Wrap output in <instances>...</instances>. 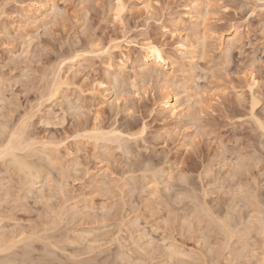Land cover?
Wrapping results in <instances>:
<instances>
[{
	"label": "rangeland",
	"instance_id": "1",
	"mask_svg": "<svg viewBox=\"0 0 264 264\" xmlns=\"http://www.w3.org/2000/svg\"><path fill=\"white\" fill-rule=\"evenodd\" d=\"M25 1L29 3V0H0V13L2 11L4 12V14H0V119L3 120V118H6L8 120H5L6 125L9 122L8 126H10V124L12 126H15V123L18 124V122L20 121V116H22L28 110L29 112H31L33 110L32 108L36 105L34 107V109L36 108L35 113L40 111L39 113H27L30 115L35 114L33 120L31 119V121L29 122V127H31L32 129L28 132L30 134L31 131L33 135H36L37 137L39 136L38 141L42 139V142H47L49 141L47 140V138H55L56 140H60L62 142L64 141V146L58 149L60 151L54 149L53 152L55 154V157L58 154V158H55V161L58 159L56 161L57 164H62L60 166H62V168H64V172H66L64 174V176H66L65 179L67 177L68 178L66 180L64 179L65 181H67V183L63 181V183L65 182V185L63 184V188H65L63 191V188L60 189V183L62 182L59 181V177L61 176L59 173H63L62 170L58 171L60 166L55 163V165H57L58 170L52 169L51 166H47L46 169L49 168L50 170H45V176L43 175L44 178L42 177L39 180L40 183H38L36 187H29L30 189L25 188V191L26 189L27 191H32V189L34 188L32 192H34L35 194L33 195V193H30V195H32L29 197L27 196L26 205L28 207H26L28 210L22 211L24 210L23 206H25L23 205V208L20 207L22 209L20 211L18 205L21 206L22 204H20V202H16V204L13 198L20 196L21 194L19 195L17 193L16 196V194L12 192H15L13 190L17 188L15 184H17L18 186L17 189H20V186L18 184L21 185V183H17L16 181L18 178V180L20 181L21 176L17 177L19 175H15V171H13L12 168H5V165H7V163L0 161V166H2L0 168V180L3 181V185L7 182L10 183H7L6 185V187L10 186L8 188L9 191L7 190V188L5 189L9 193L11 191V187L13 186L14 189L9 194H15V196H9L10 198L6 197L8 199H6L8 203L5 204L8 205L10 202L8 206L3 204L5 198H2L0 196V199L2 198L0 200V207L2 208H0V212L1 215L3 214L2 216L5 217L4 222L8 220L5 223L3 222L4 225L7 224L5 229L9 231L14 228L13 230H15L17 229L16 227H14L15 225L17 227H20V229L24 228L26 231H24L25 233H30V229L32 228V226H30L29 224L32 223L34 227V225L37 226L39 225L38 223L41 222L43 223L42 228H45L44 230L42 229L44 232L41 231V233H45L44 235L49 236V234L51 235V232H45L47 230V224L44 222H51L53 220V217L50 215L53 214L52 212L56 211L55 209L58 207L59 204V207H63V209L64 207L66 208L64 211H68V214L64 213V218L67 216L66 218L68 222H71V224L69 223L70 226L67 225L66 221L64 222L66 223V225L64 223H59V228L56 226L55 228L58 229L55 230L59 233L58 235L62 233V235H60L62 237L68 236L70 238H76L81 233V235L85 236V242H81V244H77L76 246L75 244L71 246L63 244L65 247L67 246V250L65 249V253H67V251L68 253H72V255L77 256L76 259H78L79 261V254H77V252L79 251L78 253L81 254L82 250L85 251L84 255L83 253L82 255H80L82 260L80 262L83 263L89 261V263L91 264H107L108 260L110 259L109 257L114 254L115 256H113L116 257V261H114L113 264H115V262L116 264H120V261H117L119 259L118 255L123 253L121 254L122 256L126 254L128 255L126 256L127 258H129V256H132V259L137 260L139 258L144 260L143 257H146L147 255L149 256V254H151L150 257H147L149 259H152L153 256V258L155 257V260L153 262V259L152 261L151 259H146L149 260V264H160L161 262V264H163V262L165 261H170L169 264H175L177 260L176 262L173 261L172 263V260L164 259V257L166 258V253L164 254V252L169 250L170 247L174 248L173 245L175 244L174 246L176 250L179 248L178 252L182 250V252L184 251L183 254L185 253L184 256L186 258L182 256L184 257L182 259H187V262H189L190 264H192L193 262H195L193 264H212V262L214 264V260L218 264H231V261H233L232 264H247L246 262L249 257V260H251V257L252 260L250 262L248 261V264H256L255 262H257L258 258H261V256H259L260 254L258 255L256 252H254V250L256 249L255 251H260L261 248L259 247L261 245L262 238H258L260 237L258 236L259 234H257L258 232H255L253 228V230L251 229L252 231L250 230L252 234L249 233V236L247 233L249 231H246L248 229H245L247 228V224L245 225V228L242 224L243 222L246 223V221H248L247 219L245 220V215L247 216L248 214L249 216V208H246L247 206L244 205V198L246 197V194H249L248 192L245 193L246 190L248 191V189H246L245 192L242 190V193H244L245 195L240 194L239 191L241 190L237 189V183L239 182V179L243 176L238 178V180L236 179L237 177L234 178L233 182V178H228V174L232 171L231 168L229 170L230 172L227 173L228 176H226L225 173L228 171L232 162H238V158L240 159L241 157L242 159L243 156H245L243 159H245L246 161L243 162V160L241 161L240 159L239 162L245 163L246 166L248 165V167L250 165V171L251 168L253 170L250 175H248L249 173H247L249 178L248 176L245 178H248L250 180L252 178L250 177L252 173V176L254 175L253 177H255L256 179L257 177H259L257 180V184L261 183L260 186H262L260 187L259 185H257L258 187H260V189H258L260 191H257L258 193L261 192L260 195L264 194V135L262 132L256 129L257 127L254 125L253 120L250 119L251 116L249 114V102L251 101V93L253 91V95H256V98H259L258 100H260L261 102H259L260 105L258 104V108H256V116H261L260 119L264 117V6L261 5L260 0H214L211 14L208 16L210 19L209 21L207 20L208 25L206 24L208 26L206 28H208L209 32L207 34H204L203 31H201L203 26H200V33H198L197 35H193L194 31L190 30L191 21L186 15L188 10L193 7L196 0H124V5L126 6V8L124 9L125 12H123V20L121 22L115 21L113 16L114 12L112 11V6L115 5L116 0H50L51 6L55 7V9L57 8V17L54 18L49 16L47 19L45 18L46 20L44 19L45 21L43 20L44 22L40 20L39 22L37 21L33 24L28 22L23 23L24 13L21 8V3H23L24 5L27 3ZM177 21L179 22V24L177 23ZM233 27L238 28L240 37L239 42L236 44L235 48H233L231 51L229 50V52L226 51V48L224 50V46L220 47V42L221 40L227 42V39L231 35L230 31ZM192 32L193 34H191ZM199 34H201V37L199 36ZM203 34L206 36V38H204L205 36ZM198 37L201 40L198 41ZM145 38L150 39L151 42L157 43L161 47L163 46V49L166 53L165 56L168 55L166 57L169 58V60L171 61L178 60L179 62V55L177 53L176 48L178 46L177 43L180 39H182L185 44L189 43L190 46L194 45L193 49L197 54L194 55L193 63H191V70L193 71H191V75L189 74L190 72L188 73L191 78L190 80H188V82H190L189 84L187 83V86H189V94L193 97L192 106H194V103L196 104L192 112H195V116L199 117L197 118L198 125L195 122L193 126H191L192 123L189 121V124L185 121V123L180 125L176 124L170 119L165 118V115L160 112L158 105H156V102L161 96V91L159 89L161 85L159 84V82H157L156 79H154L155 81L153 82L149 81V83L148 80L145 79L148 84L145 83L141 86L140 84L143 81L139 77V84H137V95L132 94L133 92L129 91L132 90L130 85L131 81L135 79L134 77H132L135 76V74L133 72L134 70L132 71L133 64L131 61L137 60L140 57V54L138 52V46L133 44L143 43L147 41ZM94 39L99 44H107L112 39L122 40L123 51L131 58V61L127 65V74L125 73V78H123L125 80L127 76L129 80L126 79V82L123 80L124 83H122L121 86L118 87V90L119 88L120 91L122 90L121 93L118 91V97L120 98V101L118 103L111 104L115 99V96H113L110 101L106 103L103 102L102 104L101 95L103 94H98V97L90 94L98 83H108L109 79H107L108 77L106 74V59L104 58L103 60H91L88 59L90 58V56H87V59L85 57L86 60L84 59L81 61L82 66L79 68L80 72L75 77H73L72 80L70 79L71 81L69 82H71V84L68 87H63L64 91H62L59 95L57 102H55L56 104L51 103V101H46L45 103H42L46 100V98L41 99L40 96L46 92V90L43 89L47 87V82L49 83V81L47 80L51 79L49 74H51L50 71L52 70V68H56V66L58 65V61H61L60 59L62 58L64 59V56L66 58L69 57V55H71L73 51L78 49L79 51H85L86 48L88 50V42L90 43ZM195 39L197 40V42L195 41ZM202 39H207V41L204 40L206 41V48L202 45L204 44ZM130 42H133V44L129 45L128 43ZM200 44L203 46V48ZM197 45L200 47H196ZM202 49H204V51ZM204 52L205 54L203 55ZM228 52L230 55L228 54ZM228 55L229 57L227 58ZM115 58L118 59L119 54H116ZM175 68L177 69V67ZM175 68L170 71L171 79L173 80V83L174 80H176L178 82L176 86H179L181 85L180 83L182 81L183 73H180L181 71L178 70L179 68L177 69V71L175 70ZM44 76H46L47 78L45 79ZM253 78L256 79L257 84L253 87V90L250 92L249 86H251V80ZM41 80H43L44 82L46 81V83H42ZM128 81H130V83ZM125 83L129 84L127 85ZM173 83L170 86L175 85ZM123 84L126 87L123 86ZM108 85L109 87H111V89L114 86L113 84L110 85V83ZM122 86L124 89L121 88ZM176 86H173V88H175ZM141 87L144 88V90L146 91L144 92L143 90L142 92ZM181 89L182 90H180V88L178 89L177 87L173 90H180L181 92L183 91V88ZM39 90H43L44 92L41 94V92L39 93ZM115 90L113 89V91ZM81 91L84 93L80 94ZM101 91L102 90H100V93ZM136 91L134 90V93H136ZM169 91L172 90L170 89ZM126 92H128L129 94H127ZM193 95H195L196 97ZM38 97L40 98L38 99ZM185 97V93H180V98H183L185 100ZM78 98H80L81 100V102L79 100L80 107L82 105L81 108L79 107V103L77 104ZM240 98H242V100ZM66 100H68V103L73 102L72 104L73 106H75V109H70L69 104L71 103L65 104L67 102ZM39 101L41 102L39 103ZM37 102L39 104H37ZM60 102H62L63 105L60 104ZM30 106H32V108H29ZM30 109L32 110L30 111ZM197 113L199 114L197 115ZM48 114L53 118L49 119ZM9 115L12 116L10 117L13 121L10 119ZM43 115H46L47 118ZM97 116L99 117L101 126L109 127L114 125L116 127L118 126L121 129L125 126L123 128L124 130H133V132L134 129L135 131H138L140 127L143 126L142 124L145 123L148 129L146 130L143 136V140L139 141L140 143L138 142V146L135 143L133 144V141L130 142L132 145L130 143L128 144L129 148L130 146H132L130 150L139 147L140 149H138L139 151L141 150V156L139 155V152L137 153L138 149H135L136 152H132V155H125V153L122 152V150H119L115 144L98 143L96 145L94 144L95 142H91L92 140L89 142L84 138L80 139L81 137H79L78 139L76 136L74 137V135L77 133L75 132V130H79L80 124L85 127L86 125L87 127L93 126ZM42 117L45 119H42ZM46 119H52L51 122L48 120V122H50L51 124H46ZM1 122L2 121H0V124ZM3 123L5 124V122H2V124ZM114 123L117 125H115ZM12 126L10 127V129L12 128ZM32 134L31 136H33ZM37 137L35 138L37 139ZM55 139L50 140L49 142H52ZM255 151L260 152L258 153ZM257 153L258 156L261 155V157H258ZM249 154L250 157L248 156ZM233 155L235 158L238 157L236 159L238 161L235 160ZM256 156L258 157V159H262V162H259ZM225 157H228V161ZM247 157L248 160L251 158L250 163H253V161H255L254 159H256V161L258 160L259 164L256 165L255 163L258 162L255 161L252 166L251 164H249L250 160L248 161L246 159ZM222 158L226 160H223ZM231 158H233V161L230 160ZM147 160L152 161V163L150 162V167H153L154 164H156V167L153 168L154 170L157 168V166L158 168H160L158 169V171L160 170V174L163 173V170H165V173H163L165 174V176L168 175V173L169 175L174 174V176H172L173 180H176L174 178L180 176V183H177V178L176 182H173V180L171 182L172 184L175 183L176 186L172 185L171 183L167 182V176L165 177L162 174L165 177L164 179L166 180L163 181V177H160L161 179L159 180H161V182H159V180L158 182L163 184L164 182H167V185L171 184L170 186L173 187L170 188L169 186L168 189H170L166 192V189L164 188L166 184L164 186L163 184H160L162 185V187L155 191L157 192L159 190H165H163L162 192L159 191L161 193H155V191H153L154 189H156L154 188L155 183H149V179L147 181L144 180L145 177L143 176V178L142 172H140L146 169L144 168V165L146 166V164L142 165V168L144 169L139 170V167H141L140 164H143V162H146L149 165V162H147ZM221 161L224 162V165L225 163H228L227 166H224L223 169V162ZM233 164L234 163H232L231 166H233ZM254 164L256 165V167ZM3 167L5 168V170L3 169ZM137 167L139 171L134 172L135 174L131 173L135 171L134 168L137 169ZM130 168L133 171H131ZM161 168L163 170H161ZM209 169L210 173L206 174L207 171L209 172ZM247 169L249 170V168ZM7 170L9 171L7 172ZM11 170L12 172H10ZM4 173L5 175H3ZM12 173L14 174L15 178H13ZM150 173L148 172L146 174V177L148 176L147 178H151L152 181V177H149L152 174ZM218 173L220 174V178L218 180L219 183L216 184H221V178H223V180L225 178V183L224 181L222 183H224V186H227L225 187L226 189H229L232 185L231 188L236 191L239 190L238 200L235 199V195V197L232 196V194L235 192H233L232 194L228 193L229 191L231 193V188L229 190H225L223 185L219 186L220 189H223V192L218 189V185H215V182H217L216 178H218V176L216 177V174ZM182 175L185 176L182 177L184 181H187L188 179L189 185L183 184L182 186L181 183H184L183 179H181ZM200 176H203L204 179H202V177ZM8 178H11L12 182L7 181L9 180ZM48 178H50L52 181ZM245 178L243 179L245 180ZM213 179L215 182L213 181ZM227 180H231V182H228ZM4 181L7 182L5 183ZM11 183H13V185ZM58 183L60 184L59 186ZM178 184H181V187H179ZM250 184L253 185V182H251ZM134 186L136 188H134ZM253 186L252 188L254 189L258 188L256 186ZM182 187H184V190L186 189L185 193H187L189 190L191 191L192 189V195L195 196L197 194L196 197L197 201L199 200V205H201L200 201L203 200V204L208 209L212 208L211 210H213L214 212V214L212 212L213 215L216 214L215 212H217V210L221 213L217 212L218 214H216V216H219V214H224L225 210L229 205V207L231 208L235 207L236 209L233 208L232 210H230V212H234V215L232 214V212L230 214L233 215H231L232 218L235 216V218H233V222L237 223L234 224L235 226H237V228H235L236 230H238V228L241 229V231L239 232H243L245 234L243 237L247 238L243 239L244 241H246V244H249L248 247L252 252L247 247L245 253L240 250V248L244 249V247L241 242L243 240H241L239 237L237 238H239L241 241L235 238L232 240L233 242L231 241L232 244L230 243V245L232 246H228L230 248L225 246L226 248H228L229 251H227L226 248L225 250H223L224 246L223 249L221 247L223 244L222 242L225 243L224 239H222L224 238L223 234L219 235L218 225L217 228L216 225L214 226V223L213 225L210 223V219L214 220L213 222L217 221L215 220L216 216L214 218L212 217L213 215H211V218H209V214H207V217L204 213L205 218H203L202 215L201 218H198L200 217V214L202 212L199 213L198 210L199 214L194 213L195 211L197 212L194 203L196 201L191 199L192 195H190L189 199L190 191L188 192V195L184 193L185 197L188 196L187 198H185L183 192L181 191L183 190ZM23 188L20 190H24ZM193 189H195V194ZM205 189H207L208 193L204 191ZM1 190L0 192H3V189ZM20 190L16 191L21 192ZM25 191H22L24 195L27 194H25ZM59 192L64 193V196L62 197ZM238 192L236 193L238 194ZM178 193H181V195ZM1 194L2 193H0V195ZM65 194L67 197L70 198V200L69 198L65 197ZM240 195L242 197H240ZM262 196L263 197H261V199H264V195ZM167 198L169 201H167ZM229 198H231L232 200L230 201ZM192 200L194 202H192ZM245 200L247 201L246 198ZM239 202L243 204L240 205ZM45 203L49 205L50 209H54V211L51 210L52 212H50L49 209L48 212L50 213V215L49 213L47 214V212L45 213V210L48 207ZM198 203H196V205H198ZM232 204L234 205L232 206ZM53 205L56 206V208ZM75 206L77 209L75 208ZM110 206H112V209L110 208ZM220 206H222L223 208ZM10 207L11 209H7ZM242 207H244L243 210H241ZM249 207L251 208L250 205ZM237 208H239L240 212L242 211L241 215L244 216L243 220L245 221H239L240 218L238 217V219L236 217L240 215ZM3 209L5 211H3ZM7 210L13 211L14 215H12L13 213L11 211L10 212L12 214L10 212L9 213L14 217H12L10 214V216H8ZM38 210L42 212H39ZM107 210H109L110 216L107 214ZM221 210L223 211V213ZM236 210L238 213L235 212ZM28 211L29 213H27ZM226 211L228 212V209ZM4 212H6V215L4 214ZM84 212H86V215L82 214ZM44 213L47 214L46 216L49 215L50 218L48 217L46 220V216L44 215ZM243 213H245V215H243ZM40 214L41 216H45H42L45 221L40 220L42 218ZM68 215H72L71 218L73 219V221H69L70 216L68 218ZM192 215H195V217H193ZM197 215L198 217H196ZM122 216H124L125 218ZM14 218H17L19 222L17 223L16 221H14L17 220ZM107 218L108 220H106ZM134 219L135 221H133ZM202 219H205V221H203ZM121 220L125 223L124 225H121V223H123L121 222ZM166 221L167 223H170L167 224ZM8 222L10 223L9 225L12 224V227H9ZM133 222H135V227L133 226L134 224L132 225ZM3 223L1 222V225ZM41 223L39 226H37V228L41 227ZM189 223L191 224L189 225ZM62 224L65 227H69L65 228ZM129 225H132L134 227H131L133 229L132 231L128 230L130 227ZM191 225L192 227H190ZM27 226H30L31 228L29 229V227ZM73 227L76 228L74 229ZM64 228L67 230L70 229L68 231L71 232H67V230L65 231ZM98 230L101 231L97 232ZM54 231L52 230V232ZM95 232L99 233V235L100 233H102L101 236L103 237H99V239H103L105 235V239L107 241L105 239L103 240L106 241L105 244H108L105 245L103 243L104 241L101 239L100 242L97 239L100 244L96 243L97 241L94 237L97 236L98 238V234H96ZM74 233L79 234L75 236ZM117 234L119 235L115 237ZM58 235L54 234L55 238L58 241H61L62 239L59 238ZM51 237L54 238L53 235ZM51 237L49 239L50 243L56 242L55 244H57V240L55 241L54 239V241H52L53 239ZM118 237L120 240L118 239ZM137 238L138 240L140 239L139 243L141 245L137 244L138 241L136 240V246H134L133 242ZM114 239L118 242H115ZM247 240L249 242H247ZM237 241L238 244L241 243V245H238ZM40 243L41 245L43 244L42 241H40L37 242V245L35 243V246L38 248L44 245L43 244L41 246ZM44 243L46 244L47 241ZM150 243L152 244L149 245ZM83 244L85 245L83 246ZM99 245L101 247H99ZM64 246H59L58 244V247L63 248ZM87 246L90 247V249L92 248L93 251L89 253V255H87V253L91 250H89ZM141 246L143 248H138ZM45 247L46 245L44 246L46 252L52 249V252H50L55 255V257L50 256L52 257V259H50L49 257V259L52 260L51 263L47 259V264H66L69 262L71 257L68 259V257L65 256L71 254H65L62 250L60 251H62L64 254L62 252L58 253L59 250H57V248H55L54 246H51L52 248H49L48 250V247ZM135 248L136 251H138L137 254H135V251H132L135 250ZM146 248L148 251H150L149 254ZM166 248L168 249L166 250ZM233 249V255H235V253L239 251L236 254L239 253L240 257L242 256L240 259L241 261L238 260L240 258H238V255L232 257L233 260L230 259L232 256L230 253L233 252ZM74 250L75 252H77L75 253ZM103 250L107 252H109L110 250L111 253L109 252L105 254ZM86 251L88 252L86 253ZM112 251L114 252L112 253ZM118 251L121 253H119ZM145 251L147 254H145ZM160 251L163 253H161ZM240 251L241 253L243 252L247 257L244 256V254H240ZM124 252H127L130 255ZM132 252H134V254ZM139 252L142 254H140ZM92 253L96 254L92 255ZM143 254L144 256L142 257ZM152 254H154L155 256ZM255 254L257 260H255L254 258ZM138 255L141 256L134 258ZM214 255L216 258H213L214 260H212L211 258L214 257ZM60 256H62V258H59ZM113 256L111 258L112 261L114 259ZM200 256L201 260L199 259ZM85 257L87 259L89 258V260H85ZM219 257L220 260L217 259ZM72 258L69 262L70 264H75L76 262H79L77 260H75V262L74 257ZM90 258H92V260L94 259L95 261L93 262L92 260H90ZM177 258H179V255L175 257V259ZM188 258H192L193 262L190 261ZM226 258L230 261V263ZM132 259L130 261H134ZM141 259L136 263L140 264ZM197 259L199 260L196 261ZM218 260L220 262H218ZM209 261L212 262L210 263ZM167 262H165L164 264H168ZM36 263L39 264L40 262Z\"/></svg>",
	"mask_w": 264,
	"mask_h": 264
},
{
	"label": "bare ground",
	"instance_id": "2",
	"mask_svg": "<svg viewBox=\"0 0 264 264\" xmlns=\"http://www.w3.org/2000/svg\"><path fill=\"white\" fill-rule=\"evenodd\" d=\"M31 1V2H30ZM213 1L214 0H196V2H195V4L193 5V7H191L189 10H188V12L186 13V15L189 17V19H190V30H192V31H194V34H193V32L191 33V34H193V35H197L198 33H200L199 31L201 30V29H199V27L200 26H203V28H202V30L201 31H203V33L205 34H207L208 32H209V30H208V28H206V27H208L207 25V20L209 21V15L211 14V10H212V8H213ZM24 2V1H23ZM25 2H27V1H25ZM121 3L123 4V6H124V9L126 8V6L124 5L125 3H124V0H121ZM22 4V11H23V13H24V18H23V23L25 22V23H31V24H33V23H36L37 21L39 22L40 20L42 21V22H44L49 16L50 17H57L56 15H58V13H57V11H56V9H55V7H52L51 6V4H50V0H44V1H40V0H29V3L27 2L26 4H24L23 5V3H21ZM2 8V7H1ZM112 11L114 12V19H115V21H117V22H121L123 19V12H125V10L123 11V12H121L120 13V18L119 19H117V9L118 8H120V4H117V2H115V5H113L112 6ZM1 11V10H0ZM1 15L2 14H4V12L2 11L1 13H0ZM54 15V16H53ZM46 18V19H45ZM45 19V20H44ZM44 20V21H43ZM206 22V23H205ZM177 23L179 24V22L177 21ZM207 24V25H206ZM46 25V24H45ZM201 28V27H200ZM204 29V30H203ZM4 30V29H3ZM191 32V31H190ZM202 34V33H201ZM201 34H199V36L201 37ZM203 34V35H204ZM230 36H229V38L227 39V42H225L224 40H221V42H220V47H223L224 46V50H225V48H226V51H231L233 48H235V46H236V44L239 42V35H240V33L238 32V28L237 27H233L232 29H231V31H230ZM192 36V35H191ZM205 36V35H204ZM196 37V36H195ZM203 37V36H202ZM204 38H206V36L204 37ZM92 40V39H91ZM95 40V39H94ZM91 41L90 43L88 42V44H89V47H88V50H87V48H86V50L85 51H79V49L78 50H75V48H74V50L75 51H73V53L71 54V55H69V57H65L64 56V59L62 58V59H60L61 61H58V65L56 66V68H52V70L50 71L51 72V74H49V76L51 77V79L50 80H47V81H49V83L47 82V87L46 88H44L43 90H46V92L44 93V94H42L44 91L42 90V91H40L39 90V93L41 92V96H40V94H39V96L41 97V99H44V98H46V100L44 101V102H42V103H45L46 101H48V102H50L51 101V103H55V102H57V100H58V98H59V95L61 94V92L62 91H64L63 89L65 88V87H68L70 84H71V82H69V81H71L72 79H73V77H75L79 72H80V67L82 66L81 65V61L82 60H84L85 59V57H86V59H87V56H90V58H88V59H91V60H103L104 58L106 59V74H107V79H109L108 80V83H104V82H100V83H98L97 85H96V87H94V89L92 90V92L90 93V94H92L93 96H97L98 97V94H103V95H101V102H102V104H103V102H108V101H110L111 99H112V97L113 96H115V99H114V101L111 103V104H113V103H118L119 101H120V98L118 97V93L120 92H122V90L120 91V88H119V90H118V87H120L121 86V84L122 83H124V81L126 82L127 80H129L128 78H127V76H126V79L124 80L123 78H125V73L128 71V67H127V65H128V63L131 61V58H130V56L129 55H127L124 51H123V48H122V44H123V42H122V40H120V39H112L111 41H109V43H107V44H99V43H97L96 42V40L95 41ZM199 40H201L199 37H198V41ZM204 40H206L207 41V39H204ZM203 39H202V41H203V43L204 44H202L203 46H205V48H206V41H204ZM195 41L197 42V40L195 39ZM202 41H200V42H202ZM194 42V41H193ZM195 43V42H194ZM199 43V42H198ZM88 44H87V46H88ZM129 45L131 44H133V42H130V43H128ZM178 46H177V48H176V50H177V53H178V55H179V62H178V60H176V61H171V60H169V58H167L166 56H168V55H166L165 56V51H164V49H163V46L161 47V46H159L157 43H154V42H152V45H154L156 48H158L159 49V54L157 55V54H155V53H153L151 50H150V48L148 47V45H147V41H145V42H143V43H134L133 45H136V46H138V52H139V59H137V58H134V59H137V60H132L131 62H132V64H133V69H132V71L134 72V74H135V76H132V77H134L135 79H133V81H131V89L132 90H129L130 92L132 91L133 93L132 94H136L137 95V92H138V85L137 84H139L138 82V78L140 77V79H142V83L140 84L141 86H142V84L144 85L145 83H147L146 82V80L145 79H147L148 80V83H149V81L150 82H153V81H155L154 79H156L157 80V82H159V84L161 85L160 87H159V89H160V91H161V96H160V98H159V100L156 102V105H158V108L160 109V112L163 114V115H165V118H167V119H170V120H172V121H174L176 124H180V125H182L183 123H185V121H186V123H188V121L189 122H191L192 123V125L191 126H193V124L196 122V124L198 125V120H197V118H199V117H196L195 116V112H192L193 110H194V106L196 105L195 103H194V106H192L193 105V102H192V96L189 94V86H187V83L189 84V82H188V80H190V78H191V71H193V70H191V68H192V66H191V63H193V59H194V55L195 54H197V53H195V50L193 49L194 47V45H189V43L188 44H185L184 43V41L182 40V39H180L179 41H178ZM193 44V43H192ZM199 45V44H198ZM196 46V47H200V46ZM201 45V44H200ZM201 45V47L203 48V46ZM204 48V49H205ZM204 49H202L203 51H204ZM222 49V48H221ZM73 50V49H72ZM225 51V52H226ZM229 51V52H230ZM196 52H197V50H196ZM229 52H228V54H229ZM70 54V53H69ZM116 54H119V58L117 59V58H115V55ZM205 54V52L203 53V55ZM177 55V54H176ZM230 55V54H229ZM229 55L227 56V58L229 57ZM175 57V56H174ZM196 57V56H195ZM177 58V57H176ZM85 59V60H86ZM171 59V58H170ZM173 60V59H172ZM181 64H185V65H181ZM175 67H177V69L178 70H180L181 72L180 73H183V77H182V81H181V85H179V86H176L177 85V81L176 80H174V83H173V80L171 79V73H170V71L171 70H173ZM194 67V66H193ZM177 69L175 68V70L177 71ZM132 72V73H133ZM179 72V71H178ZM190 72V73H189ZM70 73V74H69ZM190 75H189V74ZM127 74V73H126ZM134 74H132V75H134ZM190 77H189V76ZM47 76V75H46ZM46 76H44L45 77V79L48 77H46ZM72 76V77H71ZM49 77V78H50ZM70 77V78H69ZM141 77H143V78H141ZM130 78V77H129ZM43 79V78H42ZM71 79V80H70ZM124 80V81H123ZM131 80V79H130ZM192 80V79H191ZM42 81V83L44 82L43 80H41ZM110 81V82H109ZM123 81V82H122ZM175 81H176V83H175ZM179 81V80H178ZM129 83H130V81H128ZM251 86H249V88H250V92L253 90V87L257 84V82H256V79L255 78H253L252 80H251ZM46 83V81L44 82V84ZM110 83V85L111 84H113L114 86L112 87V89H111V87H109V84ZM128 83V84H129ZM147 83V84H148ZM172 83L173 84H175V85H173V86H176L175 88H173V86H170V85H172ZM43 84V85H44ZM125 84H127V83H125ZM127 84V85H128ZM146 84V85H147ZM42 85V86H43ZM45 85V86H46ZM146 85H145V87H146ZM44 86V87H45ZM123 86H125L124 84H123ZM123 86L121 87V88H123ZM64 87V88H63ZM126 87V86H125ZM130 87V86H129ZM129 87H127V88H129ZM176 89L177 87H178V89L180 88V90H182L181 88H183V91H181L180 92V90L178 91V90H176V91H174L173 89ZM191 87V86H190ZM42 88V87H41ZM139 88H140V86H139ZM172 90V91H169L170 89ZM113 89L115 90V91H117V92H115V91H113ZM124 89V88H123ZM136 89H137V91H136ZM147 89V88H146ZM192 89V88H191ZM100 90H102L101 91V93H100ZM134 90L136 91V93H134ZM143 90H144V88H142L141 87V91L143 92ZM187 90H188V92H187ZM119 91V92H118ZM128 91V92H129ZM140 91V92H141ZM146 90H144V92H145ZM115 92V93H114ZM128 92H126L127 94H129ZM84 92H80V94H83ZM147 93V92H146ZM145 93V94H146ZM180 93H185V100L183 99V98H180ZM124 94V93H123ZM122 94V95H123ZM139 94V93H138ZM193 96H195V95H193ZM40 97H38V99L40 98ZM196 97V96H195ZM240 97V96H239ZM253 97L255 98V111H256V108H258V104H259V102H260V100H258L259 98H256L257 96L256 95H253V91H252V93H251V101L249 102L250 103V108H249V110H250V119L251 120H253V122H254V125L257 127L256 129L257 130H259L260 132H262L263 133V135H264V131H262L261 129H260V127H259V125L257 124V120H260V117L261 116H256V112H253V110H252V101H253ZM241 100H242V98H240ZM239 99V100H240ZM2 100H3V98H2ZM78 100V102H77V104L79 103V107H80V102H81V100H80V98H78L77 99ZM79 100H80V102H79ZM42 101V100H41ZM41 101H39V103L41 102ZM64 101H65V99H64ZM67 102L65 103V102H63V103H65V104H69V103H71V102H69L68 103V100H66ZM70 101V100H69ZM194 101H195V99H194ZM1 102V101H0ZM59 102V101H58ZM196 102H197V100H196ZM201 102V101H200ZM38 102H37V104H39ZM73 103V102H72ZM71 103V104H72ZM261 103V102H260ZM56 104V103H55ZM60 104H62V102H60ZM71 104H69V107H70V109H75V106H73V104H72V106H71ZM76 104V105H77ZM63 105V104H62ZM62 105H60V106H62ZM260 105V104H259ZM36 106V105H35ZM34 106V107H35ZM41 106H42V104H41ZM34 107L32 108V106H30L29 108H32V109H30V111L31 112H29V110L26 112V113H24L22 116H20V121L18 122V124H16L15 123V126L13 127L11 124H10V126H8V124H9V122H8V124L6 125V121H8L6 118H3V120L2 119H0V121H2V122H5V124L3 123L2 124V122H1V127H0V149H4V151H5V158L4 159H0V161H3V162H5V163H7V165H5V168H12V170L13 171H15V175H19V176H17V177H20L21 176V179H20V181H22V182H20L18 179H17V177H16V179H17V183H21V185L20 184H18L19 186H20V189H22L24 186V190H22L23 192L25 191V188H29V187H36V185H38V183H40L39 182V180L43 177L44 178V174H45V170H47V169H49V168H47L46 169V167L47 166H51L52 167V169H56V170H58V168H57V165H62V164H60V163H58L57 164V160L55 161V158H58V154H57V156L55 157V154H54V149H59L60 147H63L64 145V141L62 142V141H60V140H56L55 138H53V139H55L54 141H56V142H54V141H52V142H49L50 140H53L52 138H47V140H49V141H47V142H42L41 140V138H39V139H41L40 141H38V137L36 136V135H33L32 134V132L30 131V134H29V130H31L32 128L31 127H29V122L31 121V119L33 120V117L35 116V114H37V113H39L40 111H38L37 113H35V109H34ZM38 107V106H37ZM72 107H74V108H72ZM77 107V106H76ZM78 107V108H79ZM81 107H82V105H81ZM80 107V108H81ZM193 108V109H192ZM3 109V108H2ZM1 109V110H2ZM77 109V108H76ZM26 111V110H25ZM35 113V114H32V115H30L31 113ZM78 112V111H77ZM76 112V113H77ZM197 112V111H196ZM8 113V112H7ZM10 113V112H9ZM27 113H30V114H27ZM2 114V113H1ZM46 114V113H45ZM199 113H197V115H198ZM8 115V114H7ZM47 115V114H46ZM46 115H43L44 117L46 116ZM11 115H9V117H10ZM253 116H255V119H253ZM263 116H264V114H263ZM3 117H5V116H3ZM8 117V118H9ZM12 117V116H11ZM11 117H10V119H11ZM22 117V118H21ZM2 118V117H1ZM46 118H47V116H46ZM48 118L50 119V118H53V117H51L49 114H48ZM262 118H264V117H262ZM42 119H45V118H43L42 117ZM48 119V120H49ZM6 120V121H5ZM12 120V119H11ZM48 120L46 119V121L48 122ZM13 121V120H12ZM18 121V120H17ZM16 121V122H17ZM46 121H43V122H46ZM50 122L52 121V119L51 120H49ZM201 121V120H200ZM11 122V121H10ZM46 122V124H51L50 122H48L47 123ZM190 123V124H191ZM115 124V123H114ZM189 124V123H188ZM80 125H82V124H80ZM79 125V130H75V132H77L75 135H74V137L76 136L78 139H79V137H81L80 139H82V138H84V139H86V140H88L89 142L91 141V142H95L94 144H98V143H111V144H115L116 146H117V148L119 149V150H122V152H124L125 153V155H128V154H130V155H132V152H136L135 151V149L137 150L139 147H137V148H135V149H131V150H133V151H131L130 150V148H132V146H130V148L128 147L129 145V143L131 142V141H133L132 143L134 144H137V146H138V142L139 141H142L143 140V136H144V134H145V132H146V130L148 129V127H146V124L144 123V124H142L143 126L142 127H140V129L138 130V131H135V129H134V132H133V130L132 131H128V130H124L123 128L125 127H123L122 129L121 128H119L118 126L116 127V126H109V127H107V126H101V123H100V121H99V117L97 116L96 117V119H95V123L93 124V126H90V127H87V125H86V127L85 126H80ZM110 125H112V124H110ZM115 125H117V124H115ZM185 125V124H184ZM12 126V128L10 129V127ZM123 126V125H122ZM187 126V125H186ZM196 126V125H195ZM134 127V126H133ZM9 128V129H8ZM30 128V129H29ZM129 128V127H128ZM127 128V129H128ZM77 129H78V127H77ZM133 129V128H132ZM138 129V128H137ZM130 130V129H129ZM142 133V134H141ZM31 134L33 135V136H35V137H37V139L35 138V137H33V136H31ZM262 135V134H261ZM264 137V136H263ZM76 138V139H77ZM83 139V140H84ZM45 140V139H44ZM144 140H146V139H144ZM9 141H11V150L9 151V149H8V144H9ZM144 142V141H143ZM140 143V142H139ZM145 143H146V141H145ZM131 144V143H130ZM132 145V144H131ZM264 145V144H263ZM262 145V146H263ZM136 146V145H135ZM116 148V149H117ZM264 148V147H263ZM140 149V148H139ZM139 149L137 150V153L139 152V155H140V151H139ZM258 150V149H257ZM58 151H60V150H58ZM255 152H260V151H255ZM53 153V154H52ZM59 153V152H58ZM133 153V154H134ZM223 153V152H222ZM258 153H257V156H258ZM141 156V155H140ZM232 156V155H231ZM243 156V155H242ZM247 156V155H246ZM249 157H250V154L248 155ZM252 156V155H251ZM255 156V155H254ZM253 156V157H254ZM256 156V158L258 159V157L260 156L261 157V155H259L258 157ZM233 157H234V155H233ZM245 156H243V158H244ZM252 157V158H253ZM226 158V157H225ZM228 158V157H227ZM226 158V159H227ZM235 158V157H234ZM238 157H236L235 158V160L237 159ZM241 159V157H240V159H241V161L243 160V162L244 161H246L245 159ZM60 159V158H59ZM223 160H226V159H224V158H222ZM221 159V160H222ZM233 158H231L230 160H232ZM240 159L238 158V160L240 161ZM247 160H248V157L246 158ZM251 159V158H250ZM249 159V160H250ZM254 159V158H253ZM252 159V160H253ZM230 160H229V162H230ZM234 160V161H235ZM238 160H236V161H238ZM248 160V161H249ZM255 161H256V159H254ZM259 160V162L261 161L262 162V159H258ZM258 160L256 161V162H258ZM145 161V160H144ZM227 161H228V159H227ZM227 161H225V162H227ZM233 161V160H232ZM231 161V162H232ZM232 162V163H234L233 164V166H231L232 165V163L230 164V167H229V169H228V171L225 173L226 174V176H228V178H233V182H234V178H236L237 180H238V178H240V177H242V178H240L239 179V182L237 183V189H240L241 191H239L240 192V194H244V193H242V190L245 192V190L246 189H248V191L246 190V192L245 193H249L248 195L246 194V199H247V201L245 200V198H244V205L245 206H247L246 208H249L248 210H249V216H248V214H247V216L245 215V213H243V215H245V220L247 219L248 221H246V223L245 222H243V221H245V220H243V218H244V216H242L241 214H242V211L240 212L239 211V208H237L238 209V212L240 213V215L239 216H236L237 218L239 217L240 218V220L239 221H242L241 223L243 224V226H244V228L246 227L245 225L247 224V228H245V229H248V230H246V231H249V232H247L248 233V235H249V233H251L250 232V230L253 228L254 230H255V232L257 231L258 233L257 234H259L258 236H260V237H258V238H262V240H261V245H260V247L259 248H261L260 249V251L259 250H257V251H255L254 250V252H256L259 256H261V258L259 257L258 258V261L257 262H255L256 264H264V199L262 200L261 199V197H263L262 195H264V194H262V195H260V193H258V191H260V190H258V189H260V187L262 186H260V184H257L258 183V178L259 177H257V179L255 178V177H253L252 176V174H251V176L250 177H252L250 180L248 179L249 178V176L248 175H250V173L253 171L252 170V168H251V171H250V165H249V167H248V165L246 166V164L245 163H243V162ZM255 161H253V163L255 162ZM2 162V163H3ZM147 162H149V165H148V163H146V162H143V164H140L141 165V167H139V170L140 169H144V168H146L145 170H143V171H140V172H142V177L144 178V180H150V182L149 183H155V187L154 188H156V189H154L153 191H155V190H158L159 188H161L162 187V185H160V184H163V183H159V182H161V180H159V179H161L160 177H163L162 179H163V181H165L166 179H164L166 176H167V182H169V183H171L172 182V180H173V177L172 176H174V174L173 175H169V173H168V175H166L165 176V174H163V173H165L164 171L165 170H163L162 168H161V170H163V173H162V171H161V173L165 176H163L162 174H160L159 172H160V170L158 171V169H160V168H158V166H157V171H156V169L154 170L153 168L154 167H156L155 165L156 164H154V166L152 167H150V164L152 163V161H148L147 160ZM151 162V163H150ZM221 162H223V161H221ZM251 162V160L249 161V164H251L252 166H253V163H250ZM259 162L258 163H255L256 165L257 164H259ZM4 163V164H5ZM55 163L57 164V165H55ZM142 163V162H141ZM238 163V164H237ZM248 163V162H247ZM1 164V163H0ZM144 164H146V166L144 165ZM152 164V165H153ZM228 164V163H227ZM227 164L225 163V165H224V162L222 163V169L224 168V166L226 167L227 166ZM254 164V165H255ZM139 165V166H140ZM142 165H144V168H142L143 166ZM221 165V164H220ZM256 165H255V167H256ZM7 166V167H6ZM9 166V167H8ZM251 166V167H252ZM2 166H0V168H1ZM5 168L3 167V169L5 170ZM60 168H62V166H60ZM59 168V170L58 171H60V170H62L63 171V173L62 172H60L59 174L61 175H59L60 177V180H59V178H58V180L60 181V182H62V183H58V186L60 185L61 187H60V189H62L63 187H64V183L66 182L67 183V181H65L66 179H65V177L66 176H64V174L66 173V172H64V168H62V169H60ZM151 170H150V169ZM230 168H231V172L229 171L230 170ZM247 168H249V170L247 169ZM135 169V171H133L131 168H130V170L131 171H133V172H131L130 170V172L131 173H133V174H135L134 172H136V171H139L138 170V167H137V169L136 168H134ZM12 170L10 171V172H12ZM50 170V169H49ZM1 171V170H0ZM9 170H7V172H8ZM151 171H153V172H151ZM155 171V172H154ZM249 171V172H248ZM2 172H3V170H2ZM9 172V173H10ZM48 172V171H47ZM51 172V171H50ZM150 173L151 175L149 176V177H152V181H151V178H147L146 177V174L147 173ZM205 172H206V170H205ZM228 172H230L228 175H227V173ZM49 173V172H48ZM210 173V169H209V172L207 171V173L206 174H209ZM247 173H249L248 175H247ZM13 174V173H12ZM14 174L12 175L13 176V178H15L14 177ZM202 174V173H201ZM222 174V173H221ZM225 174H224V176H225ZM3 175H5V173L3 174ZM6 175H8V174H6ZM44 175V176H43ZM160 175V176H159ZM162 175V176H161ZM158 176H159V178H158ZM218 176V178H216ZM239 176V177H238ZM248 176V178H245V177H247ZM261 176V175H260ZM4 177V176H3ZM47 177H50V176H47ZM46 177V178H47ZM182 177H185V176H181V179H183ZM200 177H202V179H204L203 178V176H200ZM216 177H214V178H216L217 179V182H215L214 181V179H213V181L215 182V185H218V184H216V183H219L218 182V180H219V178H220V174L218 173V174H216ZM222 177V176H221ZM6 178H7V176H6ZM136 178V177H135ZM138 178V177H137ZM177 178H178V181H177ZM177 178H174V179H176V180H173V182H176L177 181V183H180L179 182V180H180V176L179 177H177ZM206 178V177H205ZM243 178H245V180L243 179ZM9 179V178H8ZM48 179H50V178H48ZM65 179V180H64ZM132 179V178H131ZM139 179V178H138ZM185 179H187V178H185ZM207 179V178H206ZM215 179V180H216ZM12 179L10 178L9 180H7V181H11ZM46 180V179H45ZM44 180V181H45ZM51 180V179H50ZM57 180V181H58ZM136 180V179H135ZM158 180H159V182H158ZM222 180V181H221ZM221 180H220V182H221V184H219L218 185V189H220L219 188V186H221V185H223L224 183H225V178H224V180H223V178H221ZM7 181H4L5 183L7 182ZM19 181V182H18ZM52 181V180H51ZM56 181V182H57ZM63 181H65L64 183H63ZM145 181V182H146ZM181 181V180H180ZM183 181H184V179H183ZM212 181V182H213ZM224 181V183H222ZM228 182H231V180L229 181V180H227ZM227 181H226V183H227ZM12 182V181H11ZM49 182V181H48ZM138 182H139V180H138ZM167 182H164V184H163V186L167 183ZM213 182V183H214ZM251 182H253V185H255L256 187H258L257 185H259L260 187H258V188H252V186L253 185H251L250 183ZM8 183V182H7ZM7 183L6 184H4L3 185V181L2 180H0V187L1 186H3V187H1V189H3V192H0V193H2L0 196L2 197V198H5V201H4V203L3 204H5V203H8V199L6 198V197H9V196H12L11 194H9V193H11V191L14 189V187L12 186L13 185V183H11L12 185V187H11V191L8 193V188L10 187V186H8V187H6V185H7ZM43 183V182H42ZM153 183V184H154ZM210 183V182H209ZM8 184H10V183H8ZM64 184V185H63ZM133 184H135V183H133ZM168 184V183H167ZM166 184V186H164V188L166 189V192H167V190H169L171 187H173V186H170V185H167ZM182 184V186H183V184L184 185H189V183H188V179H187V181H184V183L182 182L181 183ZM181 184H178L179 185V187H181ZM57 185V184H56ZM63 185V186H62ZM137 185H138V183H137ZM172 185H175V183L174 184H172ZM5 186V187H4ZM15 186L18 188V186H17V184H15ZM28 186V187H27ZM143 186V185H142ZM160 186V187H159ZM170 186V188L168 189V187ZM176 186V185H175ZM208 186V185H207ZM224 186V185H223ZM255 186H253V187H255ZM66 187V186H65ZM140 187V186H139ZM225 187H227V186H224V188ZM230 187V186H229ZM228 187V188H229ZM231 187H232V185H231ZM230 187V188H231ZM5 188H7V190L5 189ZM14 189L13 191H15V192H12V193H15L16 194V196H17V193L20 195H22L23 194V192L20 190V189ZM134 188H136L135 186H134ZM138 188V187H137ZM144 188V187H143ZM151 188H153V187H151ZM183 188V190H184V187H182ZM215 188H217V187H215ZM221 188H223V187H221ZM229 188V189H230ZM234 188H235V186H234ZM245 188V189H244ZM0 189V190H1ZM5 189V190H4ZM30 189V188H29ZM34 189V188H33ZM33 189H32V191H33ZM64 189L65 188H63L62 190L64 191ZM165 189H163V190H165ZM229 189H226L225 188V190H229ZM18 190H20L21 192H17ZM61 190V191H62ZM133 190V189H132ZM162 190V191H163ZM183 190H181L182 192H183V195H184V193H185V190L183 191ZM194 190V194H195V189H193ZM221 191H223V189H220ZM233 190V191H232ZM258 190V191H257ZM262 190V189H261ZM2 191V190H1ZM31 190H28L27 191V189H26V191H25V194L26 195H20V196H17V197H14L13 199H14V202L16 203V202H20V204H22L21 206H19L18 205V207H19V209H20V211L22 210L20 207H22L23 205H25V206H23L22 208L24 209V210H22V211H26V210H28L27 209V205H26V202H27V196L29 197V196H31L30 195V193H33V195L35 194L34 192H32ZM36 191H38V190H36ZM62 191V192H63ZM159 191H161V190H159ZM159 191H157L158 193H161V192H159ZM190 191V190H189ZM188 191V192H189ZM205 192H207V189H205L204 190ZM219 191V190H218ZM238 191H236V190H234L233 188H231V193H230V191L228 192L229 194H232L233 192H238ZM62 192H59V194L60 195H62V197L64 196V193H62ZM68 192V191H67ZM156 191H155V193H157ZM165 192V191H164ZM163 192V193H164ZM188 192L187 193H185L186 195H188ZM204 192V193H205ZM220 192V191H219ZM224 192V191H223ZM222 192V193H223ZM239 192H238V194L236 193H233L232 194V196H234L235 197V199H237L238 200V198H239ZM132 193V192H131ZM154 193V194H155ZM190 194H189V199H190V195H192V189H191V191L189 192ZM208 193V192H207ZM206 193V194H207ZM227 193V192H226ZM225 193V194H226ZM251 193V194H250ZM258 193V194H257ZM15 194L13 195V196H15ZM67 194V193H66ZM66 194H65V197H67L66 196ZM129 194V193H128ZM178 194H180L181 195V193H178ZM68 195V194H67ZM245 195V194H244ZM197 194L194 196V195H192L191 196V199H193L194 201H196V202H194L193 200H192V202H194L195 203V209L197 210V212L195 211L194 213H197V214H199L200 212H202L201 214H200V217H198V215L196 216V217H198V218H201V215L203 216V218H205V216H207V214H209L208 216H209V218H211V215H213L214 214V212H213V210H211L212 208H210V206H209V208L210 209H208L204 204H203V200H201L200 201V204L201 205H199V203H198V201H197ZM230 196V195H229ZM232 196H231V198H232ZM238 196V197H237ZM47 197V196H46ZM64 197V198H65ZM184 197H185V195H184ZM188 196H186L185 198H187ZM233 197V198H234ZM240 197H242L241 195H240ZM1 198V199H2ZM10 198V197H9ZM26 198V199H25ZM64 198H63V201H64ZM67 198H69V197H67ZM231 198H229L230 199V201L232 200ZM0 199V200H1ZM7 199V200H6ZM16 199V200H15ZM44 199V198H43ZM47 199V198H46ZM172 199V198H171ZM199 199V198H198ZM242 199V198H241ZM25 202H24V201ZM48 200V199H47ZM69 200H70V198H69ZM234 200V199H233ZM236 200V201H237ZM3 201V200H2ZM2 201H1V204H2ZM23 201V202H22ZM167 201H169L168 200V198H167ZM228 201V200H227ZM238 202V201H237ZM241 202V201H240ZM239 202V203H240ZM242 202H243V200H242ZM248 203V205H247V203ZM25 203V204H24ZM196 203H198V205H196ZM227 203H229V202H227ZM231 203V202H230ZM9 204H10V202H9ZM8 204V205H9ZM17 204V203H16ZM46 204V206H48L47 208H46V210H45V213L47 212V214L49 213L48 211H49V205H47V203H45ZM62 204H64V203H62ZM156 204V203H155ZM237 204V203H236ZM236 204H235V206H236ZM243 204V203H242ZM241 203H240V205H242ZM5 205H7V204H5ZM7 205V206H8ZM55 205H57V204H55ZM169 205V204H168ZM209 205V204H208ZM207 205V206H208ZM227 205V204H226ZM229 205V204H228ZM234 204H232V206H233ZM240 205H238V206H240ZM249 205L251 206V208L249 207ZM27 206V207H26ZM43 206H45V205H43ZM54 206V205H53ZM52 206V207H53ZM60 206H62V205H60ZM156 206V205H155ZM194 206V205H193ZM196 206H197V208H196ZM230 206V205H229ZM228 206V207H229ZM26 207V208H25ZM55 208H56V206H54ZM53 207V208H54ZM71 207V206H70ZM112 206H110V208H111ZM212 207V206H211ZM220 207H222V206H220ZM227 207V206H226ZM227 207V209H228V212L225 210V212H224V214H219V216H218V218H217V216H216V214H218V213H221V212H218V210H217V212H215L216 214L215 215H213L212 217H214L215 218V216H216V218H215V220H217V221H215V222H213L214 220H212V219H210V223L213 225V223H214V226L216 225H218L219 226V230H218V232H219V235L220 234H223V237L224 238H222V239H224V241H225V243L224 242H222L223 244H222V249H223V246H224V249L223 250H225V248L226 247H228L229 245H230V243H231V241L233 240V239H235V238H237V237H239L241 240H243V241H241L239 238H237V239H239V241H241L242 242V245H243V247H244V249L243 248H240V250H242L244 253H245V250H246V247L249 249V244H246V241H244V239H246V238H244L243 236L245 235L243 232H239V231H241V229H239L238 228V230H236V228H237V226H235L234 224H237V223H234L233 221H234V219L233 218H235V216L232 218L231 217V215L234 213V212H232V214H230L231 212H230V210H232L233 208H235V207H233V208H231V207H229L228 208ZM252 207H253V209H252ZM1 208V207H0ZM59 208V209H58ZM75 208H76V206H75ZM74 208V209H75ZM106 208V207H105ZM109 208V207H108ZM107 208V209H108ZM109 208V209H110ZM194 208V207H193ZM223 208V207H222ZM2 209V208H1ZM0 209V210H1ZM6 209V208H5ZM7 209H11V207L10 208H7ZM63 209V207H59V204H58V207L55 209L56 211H54V209H50V212H52L51 210H53L54 212H52L53 214H51L50 215V213H49V215L50 216H52L53 217V220L50 222V221H45L44 219H43V217H45L47 214H45L44 213V215L45 216H41V214H40V216L42 217L40 220H44L45 222L44 223H46V224H44V225H46V227H47V230L45 231V232H48L49 231V233L51 232V235L49 234V236L48 235H44L45 233H41V231L42 232H44L43 230L45 229H43L42 228V226H43V223H41V222H37L39 225H40V223L42 224L41 225V227H38L37 228V226H39V225H37V226H35L34 225V227H33V225H32V223L31 224H29L30 226H32V228L30 227V226H27V227H29V229L31 230V232L29 233V232H27V233H25L26 231H25V229L23 228H21L20 229V227H17V226H15L14 225V227H16L17 229H15V230H13L14 228H12V230H6L5 228H6V225H4V223L6 222V221H8V220H6L5 222H4V220H5V217H3L2 215H1V212H0V264H38V263H36V262H40L39 264H47L46 262H48L47 261V259L50 261V263L52 262V260H50V259H52V257H50V256H54L55 257V255L54 254H52L51 252V246H54L55 248H57V250H59V252L58 253H60V252H62V251H64V253L66 252L65 251V249H66V247L64 246L65 244L66 245H74L75 244V246L77 245V244H81V242L83 243V242H85V236L84 235H78L77 236V234H79V233H74L75 234V236H77L76 238H70V237H68V236H66V237H62V236H60V235H62V233H60V235H58L59 233L56 231L59 227H58V224L59 223H64L65 221L67 222V225H69L70 226V224H71V222H68V220H67V216L65 217L66 218V220H65V218H64V213H67L68 211L66 210V211H64L66 208L64 207V209ZM77 209V208H76ZM103 209H104V207H103ZM112 209V208H111ZM214 209V208H213ZM236 209V208H235ZM244 209V207H242V209L241 210H243ZM251 209V210H250ZM30 210V209H29ZM198 210H199V213H198ZM220 210V209H219ZM247 210V209H246ZM3 211H5L4 209H3ZM8 211V210H7ZM6 211V212H7ZM11 210H9L8 212H7V214H8V216H10L12 213H13V211H11ZM39 211V210H38ZM108 211V215L110 216V213H109V210H107ZM211 211V212H210ZM215 211H216V209H215ZM222 211V210H221ZM251 211V212H250ZM6 212H4V214L6 213ZM11 214H10V213ZM39 212H42V211H39ZM79 212V211H78ZM119 212V211H118ZM212 212H213V214H212ZM235 212H237V210L235 211ZM237 212V213H238ZM244 212V211H243ZM248 212V211H247ZM3 213V212H2ZM27 213H29V211L27 212ZM80 213H81V211H80ZM86 212H84V213H82V214H85ZM204 213L206 214L205 216H204ZM222 213H223V211H222ZM226 213V214H225ZM10 214V215H9ZM43 214V213H42ZM68 214V213H67ZM66 214V215H67ZM72 214V213H71ZM88 214V213H87ZM6 215V214H5ZM12 215H14V213L12 214ZM11 215V216H12ZM49 215L48 216H46L45 218H46V220H47V218L49 217ZM56 215V216H55ZM86 215V214H85ZM85 215H83V216H85ZM107 215V216H108ZM113 215V214H112ZM119 215H120V213H119ZM118 215V216H119ZM234 215V214H233ZM232 215V216H233ZM236 215V214H235ZM69 216L70 215H68V218H69ZM72 216V215H71ZM71 216H70V218H71ZM88 216V215H87ZM108 216V217H109ZM193 216V215H192ZM207 216V217H208ZM12 217H14V216H12ZM11 217V218H12ZM90 217V216H89ZM105 217V216H104ZM113 217H115V216H113ZM122 217H124V216H122ZM193 217H195V215L193 216ZM247 217V218H246ZM40 218V217H39ZM50 218V217H49ZM69 218V221L70 220H72L73 221V219L71 218L70 219ZM125 218V217H124ZM137 218V217H136ZM213 218V219H214ZM238 218V219H239ZM13 219V218H12ZM14 219H17V218H14ZM52 219V218H51ZM110 219V218H109ZM123 219V218H122ZM18 220V219H17ZM17 220H14V221H16L17 223L19 222V220L17 221ZM106 220H108V218L106 219ZM124 220V219H123ZM203 220V219H202ZM211 220H212V222H211ZM10 221V220H9ZM131 221V220H130ZM133 221H135V219L133 220ZM189 221V220H188ZM187 221V222H188ZM199 221V220H198ZM203 221H205V219L203 220ZM236 221H237V219H236ZM235 221V222H236ZM1 222L3 223L2 225H1ZM36 222V221H35ZM43 222V221H42ZM121 222H123L122 220H121ZM137 222V221H136ZM29 223V222H28ZM36 223V224H37ZM70 223V224H69ZM74 223V222H73ZM101 223V222H100ZM138 223H139V219H138ZM138 223H136V224H138ZM166 223H167V221H166ZM170 223V222H169ZM169 223H167V224H169ZM245 223V224H244ZM10 223L8 222V225H9ZM65 225H66V223H64ZM75 224V223H74ZM125 223L123 222V223H121V225H124ZM134 224V225H133ZM191 223H189V225H190ZM63 225V224H62ZM120 225V224H119ZM132 225L135 227L136 225H135V222H133L132 223ZM132 225H129L130 227H129V231L131 230H133L132 228H134ZM210 225V224H209ZM12 227V224L11 225H9V227ZM18 226H19V224H18ZM21 226V225H20ZM58 227V228H55V227ZM59 226H61V225H59ZM64 226V225H63ZM69 226H67V227H65V228H68ZM76 226V225H75ZM218 226H217V228H218ZM26 227V226H25ZM105 227V226H104ZM122 227V226H121ZM124 227V226H123ZM127 227V226H126ZM132 227V228H131ZM190 227H192V225L190 226ZM236 227V228H235ZM61 228V227H60ZM64 228V230L66 231L67 229H65ZM74 229L76 228V227H73ZM27 229V228H26ZM33 229V230H32ZM40 231H39V230ZM43 229V230H42ZM56 229V230H55ZM103 229V228H102ZM189 229V228H188ZM252 229V230H253ZM52 230L55 232H52ZM68 230H70V229H68ZM67 230V232H71V231H68ZM71 230H72V228H71ZM81 230V229H80ZM79 230V231H80ZM91 230V229H90ZM216 230V229H215ZM214 230V231H215ZM251 230V231H252ZM25 231V232H24ZM59 231V230H58ZM99 231H101V230H98L97 232H99ZM97 232H95L96 234H98V238H97V236L96 237H94V238H96V241H97V239L99 240V242L101 241V240H103V239H105V235H104V238L103 239H99V237H103V236H101L102 235V233H100V235H99V233H97ZM221 232V233H220ZM39 233H40V235H39ZM91 233V232H90ZM93 233V232H92ZM119 233V232H118ZM243 233V234H242ZM246 233V234H247ZM42 234V235H41ZM54 234H56V235H58L59 236V238H61L62 240L61 241H58L56 238H55V236H54ZM74 234H73V236H74ZM120 234V233H119ZM119 234H117L115 237H117ZM217 234V233H216ZM252 234V233H251ZM53 235V237L54 238H52L51 236ZM115 235V234H114ZM218 235V234H217ZM71 236V235H70ZM250 236V235H249ZM50 237L53 239L52 241H54V239H55V241L57 240V244H55L56 242H53V243H50V241H49V239H50ZM72 237V236H71ZM108 237V236H107ZM110 237H111V235H110ZM109 237V238H110ZM112 237H113V235H112ZM139 237H141V236H139ZM252 237V236H251ZM58 238V237H57ZM58 238V239H59ZM134 238V237H133ZM132 238V239H133ZM244 238V239H243ZM83 239H84V241H83ZM118 239H119V237H118ZM143 239V238H142ZM142 239H141V241H142ZM220 239V238H219ZM106 240V239H105ZM115 240V239H114ZM120 240V239H119ZM138 242H137V241ZM140 240V239H139ZM138 240V238L137 239H135L134 240V246H136L135 245V241L137 242V244H140L139 241ZM40 241H42V243L44 244H42L41 245V243H40V245L42 246V247H36L35 246V243H36V245H37V242H40ZM46 242L47 241V243L45 244L44 242ZM48 241H49V243H48ZM104 241V240H103ZM102 241V242H103ZM107 241V240H106ZM106 241H104L103 243L105 244V242ZM111 241V240H110ZM112 241H113V238H112ZM133 241V240H132ZM223 241V240H222ZM89 242V241H88ZM88 242H86V243H88ZM98 241L96 242V243H98V244H100ZM101 242V243H102ZM115 242H118L117 240H115ZM121 242V241H120ZM233 242V241H232ZM244 242H245V244H244ZM247 242H249L248 240H247ZM85 243V244H86ZM259 243H260V241H259ZM53 244H55V245H53ZM58 244H59V246L60 245H62V246H64L63 248L62 247H58ZM64 244V245H63ZM85 244H83V246L85 245ZM106 244H108V243H106ZM105 244V245H106ZM152 243H150L149 245H151ZM232 244V243H231ZM237 244H238V241H237ZM240 245H241V243H239ZM238 244V245H239ZM46 245V247L45 248H47V250L50 248L51 250H49V251H47L46 252V250L44 249V246ZM57 245V246H56ZM86 245H88V244H86ZM103 245V244H102ZM110 245V244H109ZM118 245H119V243H118ZM141 245V244H140ZM140 245H138V246H140ZM145 245V244H144ZM148 245V246H149ZM171 245V244H170ZM175 245V244H174ZM173 245V247L175 248V246ZM245 245V246H244ZM89 246V245H88ZM87 246V248L89 249V250H91V251H86V253H87V255H89V253H91V252H93L92 251V248L90 249V247H88ZM108 246V245H107ZM146 246V245H145ZM226 246V247H225ZM232 245H230V247H231ZM256 246H257V243H256ZM69 247V246H68ZM99 247H101L100 245H99ZM105 247V246H104ZM123 247V246H122ZM150 247V246H149ZM148 247V248H149ZM230 247H228V248H230ZM40 248H43V249H40ZM77 248V247H76ZM138 248H143L142 246L141 247H138ZM137 248V249H138ZM174 248H169V250H167L168 248H166V252H164V254H165V256H166V258L164 257V259H168V260H172V263H173V261H175L176 262V260H177V262L175 263V264H186V263H188V264H190L189 262H187V259L185 260H183L182 258H184L185 256V253L183 254V252H182V250L180 251V252H182V253H180V252H178V249L176 250V248L174 249ZM219 248V247H218ZM228 248H226V250L227 251H229L228 250ZM64 249V250H63ZM74 249V248H73ZM78 249V248H77ZM76 249V250H77ZM81 249V248H80ZM87 249V250H88ZM139 249V250H140ZM150 249V248H149ZM163 249V248H162ZM162 249H161V251H162ZM247 249V250H248ZM54 250V249H53ZM60 250H62V251H60ZM67 250V249H66ZM120 250V249H119ZM124 250V249H123ZM123 250H121V251H123ZM146 250H147V248H146ZM159 250V249H158ZM165 250V249H164ZM210 250H211V248H210ZM213 250V249H212ZM220 250V249H219ZM239 250V249H238ZM250 250V249H249ZM43 251V252H42ZM51 251V252H50ZM56 251V250H55ZM104 251V250H103ZM102 251V252H103ZM115 251V250H114ZM114 251H112V253L114 252ZM132 251H135L136 253L135 254H137V252L138 251H136V248H135V250H132ZM148 251V250H147ZM160 251V252H161ZM221 251V250H220ZM236 251V250H235ZM251 251V250H250ZM249 251V252H250ZM41 252V253H40ZM46 252V253H45ZM72 252V251H71ZM74 252H75V250H74ZM73 252V253H74ZM77 252V251H76ZM75 252V253H76ZM79 252V251H78ZM77 252V254H79L78 256H79V259H80V261H82L81 260V257H80V255H82V253H83V255H84V252L85 251H83L82 250V253L80 254V253H78ZM109 252L111 253V251L109 250ZM109 252H107V251H104V253L105 254H107V253H109ZM119 252V251H118ZM131 252V251H130ZM143 252V251H142ZM149 252L150 251H148V254H149ZM211 252V251H210ZM212 252H214V251H212ZM237 252H239V251H237ZM236 252V253H237ZM241 253V251H240V254H244V253ZM248 252V253H249ZM252 252V251H251ZM250 252V253H251ZM259 252H261V253H259ZM56 253V252H55ZM63 253V252H62ZM63 253V254H64ZM85 253V254H86ZM103 253V254H104ZM119 253H121V252H119ZM124 253H127V252H124ZM133 254H134V252H132ZM140 253V252H139ZM161 253H163V252H161ZM187 253V252H186ZM233 253H234V249H233V252L232 253H230L232 256H231V260H233V258L232 257H234V256H236V255H238V258L240 257V255H239V253L238 254H236L235 253V255H233ZM249 253V254H250ZM65 254H71V255H68V256H65V257H68V259L71 257H74V261L75 260H77V261H79L78 259H76V257L77 256H75V255H72V253H68V251H67V253H65ZM94 253H92V255H93ZM96 254V253H95ZM94 254V255H95ZM121 254H123V253H121ZM118 255L119 257V259L117 260V261H120V264H138V263H136V262H138L141 258H139L138 260L137 259H132L130 256H129V258H131L132 260H134V261H130L131 259H129V258H127L126 256H128V255H126V254H124L123 256L122 255ZM127 254H129V253H127ZM140 254H142V253H140ZM145 254H147L146 253V251H145ZM163 254V255H164ZM210 254V253H209ZM211 254H215V253H211ZM219 254H220V252H219ZM246 254H247V251H246ZM252 254V253H251ZM250 254V255H251ZM91 255V256H92ZM114 255V254H113ZM113 255H111V257H109L110 259L109 260H111V261H109L108 260V263L107 264H113L114 263V261H116V257H114ZM130 255V254H129ZM132 255V254H131ZM150 255L151 254H149V256L148 257H150ZM152 255H154V254H152ZM161 255V254H160ZM179 255V258H177V259H175V257L176 256H178ZM180 255H181V258H180ZM189 255V254H188ZM190 255H191V253H190ZM112 256L114 257V259H113V261H112ZM139 256H141V255H138V256H135L134 258H136V257H139ZM144 256V254L142 255V257ZM146 256V257H147ZM155 256V255H154ZM182 256H184V257H182ZM244 256H246L245 254H244ZM252 256V255H251ZM255 257V260H257L256 259V254L254 255ZM49 257H50V259H49ZM90 257V256H89ZM107 257H108V255H107ZM146 257H143L144 258V260H142L141 259V263L140 264H149L148 263V261L151 259H149L148 257L146 258ZM191 257V256H190ZM206 257V256H205ZM211 257V256H210ZM242 257V256H241ZM241 257L238 259V260H240L241 259ZM247 257V256H246ZM59 258H62V256H60ZM58 258V259H59ZM71 258H70V260H69V262L71 261ZM86 258V257H85ZM84 258V259H85ZM162 258H163V256H162ZM186 258V257H185ZM199 258V257H198ZM213 258H216L215 257V255H214V257H212L211 259L212 260H214ZM229 258V257H228ZM244 258V257H243ZM242 258V259H243ZM73 259V258H72ZM146 259H149V260H146ZM152 259H153V262H154V260H155V257L153 258V256H152ZM152 259H151V261H152ZM173 259H175V260H173ZM180 259H182V260H180ZM190 261H192V258L190 259V258H188ZM193 259H194V257H193ZM196 259V258H195ZM200 260H201V256H200V258H199ZM199 259H197L196 261H198ZM217 259H219L220 260V257L219 258H217ZM227 259V258H226ZM236 259H237V257H236ZM250 259V257L248 258V260H247V264H248V261L250 262L251 260H252V257H251V260H249ZM54 260V259H53ZM85 260H89V258L87 259H85ZM90 260H92V258H90ZM98 260V259H97ZM136 260V261H135ZM163 260V259H162ZM179 260V261H178ZM207 260V259H206ZM209 260H210V258H209ZM218 260V262H220ZM228 260V259H227ZM237 260V261H238ZM254 260V259H253ZM45 261V262H44ZM76 262L75 264H91V263H89V261L88 262H85V263H83V262ZM93 262L95 261L94 259L92 260ZM106 261H107V259H106ZM142 261H143V263H142ZM144 261H147V262H144ZM165 261V260H164ZM186 261V262H185ZM195 261V260H194ZM235 261V260H234ZM241 261V260H240ZM58 262V261H57ZM68 262V263H69ZM92 262V263H93ZM111 262V263H110ZM160 262V261H159ZM165 262H167V261H165ZM165 262H163V264L165 263ZM169 262L170 261H168L167 263L169 264ZM193 262V261H192ZM203 262V261H202ZM208 262V261H207ZM206 262V263H207ZM210 262V261H209ZM212 262V261H211ZM210 262V263H211ZM214 264H216L217 262L214 260ZM227 262V261H226ZM228 262L230 263V261L228 260ZM244 262V261H243ZM49 263V264H50ZM59 263V262H58ZM68 263H66V264H68ZM162 263V262H161ZM160 263V264H161ZM193 263H195V262H193ZM192 263V264H193ZM233 263V261H231V264ZM70 264V263H69ZM73 264V263H72ZM95 264V263H94ZM115 264H116V262H115ZM151 264H154V263H151ZM212 264H213V262H212ZM218 264V263H217ZM220 264V263H219ZM240 264V263H239ZM245 264V263H244Z\"/></svg>",
	"mask_w": 264,
	"mask_h": 264
},
{
	"label": "snow or ice",
	"instance_id": "3",
	"mask_svg": "<svg viewBox=\"0 0 264 264\" xmlns=\"http://www.w3.org/2000/svg\"><path fill=\"white\" fill-rule=\"evenodd\" d=\"M117 4H120V8L117 9V19L120 18V13L124 11V6L121 3V0H116ZM260 3L262 6H264V0H260ZM227 10V9H226ZM147 40V45L150 48V50L155 53V54H159V49L156 48L154 45H152V42L150 39L145 38ZM252 110L253 112H255V98L253 97V101H252ZM253 119H255V116H253ZM257 124L259 125L260 129L262 131H264V118H261L260 120H257ZM142 134V133H141ZM8 149L9 151L11 150V141H9L8 144ZM5 158V151L4 149H0V159H4Z\"/></svg>",
	"mask_w": 264,
	"mask_h": 264
}]
</instances>
